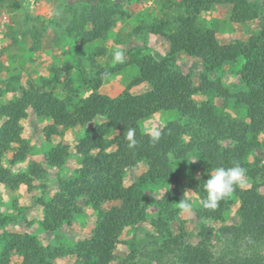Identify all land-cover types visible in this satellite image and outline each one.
I'll use <instances>...</instances> for the list:
<instances>
[{
    "label": "trees",
    "instance_id": "trees-1",
    "mask_svg": "<svg viewBox=\"0 0 264 264\" xmlns=\"http://www.w3.org/2000/svg\"><path fill=\"white\" fill-rule=\"evenodd\" d=\"M179 1L176 16L160 20L148 28L150 32L167 38L170 44L167 55L156 60L139 50L130 52L128 64L136 67V75L128 87L147 82L151 88L143 93L132 94L124 90L110 97L98 91L103 76L120 71L121 65L109 71L98 68L94 77L88 79L84 86L86 91H90L86 97L81 96L80 88L73 84L69 72L60 70L61 73H58V67H53L51 79H43L40 83L27 78L28 85L24 87L21 75H11L3 90L0 85V97L3 91L20 93L19 97L0 105V184L11 189L21 183L30 188L32 176L38 177L45 170L39 163L32 162L27 173L12 174L2 164L5 154L14 144H17V149L12 154V163L24 158L27 145L21 138V120L27 116L28 108L36 116L49 120L50 124L43 129L47 140L59 134V127H84L98 117L104 119L88 128L75 145L83 165L78 170L80 175L74 180L58 178L59 188L47 203L41 221L45 230H57L78 211L73 205L74 198L81 195L87 197V202L97 212V219L91 237L79 241L73 251L81 264H111L122 227L136 224L146 216L147 203L141 199L142 192L137 186L123 185L126 169L145 162L147 169L140 176L142 184L170 186L158 201V205L170 212L173 203L180 201L184 195L173 162L196 153L205 172L189 180L188 187L200 200L198 218L221 220L231 201L226 197L215 209L203 207L202 200L207 195L204 190L208 178L206 173L221 166L231 167L234 162L247 170L245 155L253 146L257 134L264 132V29L259 36H251L247 41L221 44L214 31L197 20L200 12L218 4H229L231 19L237 22L254 19L259 12L248 0ZM171 8L169 5L168 9ZM124 16L125 11L119 2L95 0L88 5L72 8L61 26V33L64 37L75 38L80 46H84L105 38L116 20ZM28 33L34 44L41 42L39 27L34 26ZM181 51L201 59L205 71H213L224 62L243 57L245 61L240 75L245 89L231 92L220 83L209 81L204 75L200 84L194 86L190 79L175 70L174 58ZM102 54L103 49L99 48L94 55ZM88 58L93 62V55ZM3 70L4 66L0 64V76ZM62 73L65 74L64 78L60 77ZM57 86L65 97L54 95L53 90ZM198 91L221 96L225 103L232 102L235 107L245 109L249 121L239 126V130L242 127L244 138L235 134L233 128L236 124L227 113L218 110L209 101L200 104L194 101L193 95ZM163 110H175L188 123L169 121L160 130L159 141L152 143L149 135L142 132L140 123ZM129 127L135 128L137 144L134 148L128 147L126 139ZM111 133L114 134L112 137ZM249 135L251 140H248ZM227 140L233 144L225 145ZM68 156L66 145L58 144L46 152L45 159L48 165L54 166L61 165ZM247 174H250L248 170ZM235 193L240 201L237 211L239 222L223 227V232L235 240H245L251 247L264 242L263 196L256 188H236ZM103 201H120L122 204L110 210L101 207ZM164 217L163 214L159 220L166 224ZM8 220V216L0 213V225ZM167 230L171 241L165 239L160 251L169 249L173 264H264L257 252L216 260L208 249L185 244L184 233L172 235L168 227ZM210 232L205 227L201 230V234L205 235ZM145 248L146 245H142L140 249ZM62 250L58 247L60 255L65 254ZM11 252L20 256L19 264H50L52 249L44 246L29 232L10 233L3 239L0 264H8ZM131 257L121 259L119 264H131Z\"/></svg>",
    "mask_w": 264,
    "mask_h": 264
},
{
    "label": "rangeland",
    "instance_id": "rangeland-1",
    "mask_svg": "<svg viewBox=\"0 0 264 264\" xmlns=\"http://www.w3.org/2000/svg\"><path fill=\"white\" fill-rule=\"evenodd\" d=\"M95 0H0V64L4 70L0 76L1 88L11 75H21V84L27 87L26 79L34 83H40L43 79L49 80L53 75V67L58 73L69 72L75 86L79 87L81 96L86 97L89 90L84 89L87 80L94 77L98 68L109 71L113 67L121 65L120 71L103 76L98 91L110 97L121 94L124 90L132 94H140L151 88L147 82L128 87L129 82L136 75V67L129 65L130 52L140 51L150 54L156 60L163 59L169 52V41L161 34L149 31L152 24L160 20L172 19L177 15L179 0H115L119 2L125 11L123 18L119 17L110 28L105 38L90 44L80 46L75 38L64 37L61 26L67 19V14L72 8L88 5ZM259 15L251 20L237 22L231 19V6L218 4L210 10L200 12L197 20L204 26L214 31L215 37L221 44H230L235 41H247L251 36H259L264 29V0H248ZM171 5V9L168 6ZM39 27L40 41L33 43L28 33L33 27ZM27 33V34H24ZM103 49L102 55H94L96 51ZM122 49L125 53L124 63H114L112 52ZM93 55V62L88 58ZM245 59L238 57L235 60L224 62L213 71H205L201 59L192 56L188 52H178L174 58L176 72L192 81L198 86L204 75L211 82H218L222 87L231 92L245 89L241 80L240 71ZM61 70V71H60ZM60 77H65L62 73ZM54 95L58 98L65 94L57 86ZM20 96L19 91L2 92L0 105L8 103ZM197 104L209 101L218 110L224 111L235 122L233 131L240 138L244 134L243 122H248L246 111L242 107H235L233 103H225L221 96L208 94L207 91H198L193 95ZM103 118H96L86 126L69 128L59 127V134L52 135L48 140L44 134V127L50 124L49 120L38 117L27 109V116L21 120L23 143L27 145V151L22 160L12 163V154L17 149L14 144L5 154L2 164L12 174L27 173L30 163H39L45 170L40 176H32L31 187L21 183L17 188L11 189L5 184H0V213L8 216L9 220L0 225V251L4 236L10 233L29 232L36 236L40 242L52 249L49 255L50 264H81L73 253L79 241L89 239L96 224L97 212L87 202L84 195L76 196L73 205L78 209L71 219L65 220L55 231H47L42 225L44 209L58 190V178L74 180L82 168L81 158L75 151V145L84 135V132L96 123H101ZM180 120L187 124L186 118H181L175 110H163L156 112L140 123L143 133L149 129L161 130L169 121ZM114 134L111 133L110 137ZM247 136V135H246ZM244 138V137H243ZM185 139H188L185 136ZM252 137L249 135L248 140ZM58 144L66 145L69 156L61 165H48L45 154ZM225 145H232L227 140ZM248 163L246 182L238 189L256 188L264 198V132L258 133L253 140V146L245 155ZM175 174L182 184L184 195L193 202L191 213H183L178 208V202L173 203L171 211L158 205V201L170 189L168 185H155L140 182L141 174L147 169L145 162L125 170L123 177L124 187L137 186L142 192L141 199L147 203L144 220L136 224L123 226L118 242L113 252L111 264H119L123 258L131 256V264H173L169 249L160 251V246L171 235L184 233L183 242L195 248L208 249L214 259L225 260L231 257L249 255L257 252L264 261V242L249 246L243 239L231 238L223 232V227L237 225L239 222L238 208L240 201L235 191L228 197L231 204L223 214L221 220L198 218L200 200L188 187L192 178L200 177L205 171L200 164L196 153H192L184 159L173 162ZM211 172V171H210ZM210 172H207L208 175ZM235 188V189H236ZM120 201H103L101 207L114 209L121 206ZM165 218V223L159 218ZM210 229L207 235L201 234V230ZM146 245L144 250L141 246ZM58 247L65 254L58 253ZM20 256L11 252L8 264H19ZM180 264V263H176Z\"/></svg>",
    "mask_w": 264,
    "mask_h": 264
},
{
    "label": "clouds",
    "instance_id": "clouds-1",
    "mask_svg": "<svg viewBox=\"0 0 264 264\" xmlns=\"http://www.w3.org/2000/svg\"><path fill=\"white\" fill-rule=\"evenodd\" d=\"M112 61L114 63H124L125 53L122 49H116L112 52ZM146 134L149 135L150 141L156 143L161 137V132L157 129H149ZM126 139L128 147L134 148L137 144L135 139V128L129 127ZM247 170L238 162H234L231 167H217L213 169L204 183L206 197L202 200V205L208 209H215L218 203L226 197H229L238 186H243L246 182ZM178 208L183 213H191L193 202L185 195L177 203Z\"/></svg>",
    "mask_w": 264,
    "mask_h": 264
},
{
    "label": "built area",
    "instance_id": "built-area-1",
    "mask_svg": "<svg viewBox=\"0 0 264 264\" xmlns=\"http://www.w3.org/2000/svg\"><path fill=\"white\" fill-rule=\"evenodd\" d=\"M1 41H2V39H1V37H0V43H1Z\"/></svg>",
    "mask_w": 264,
    "mask_h": 264
}]
</instances>
